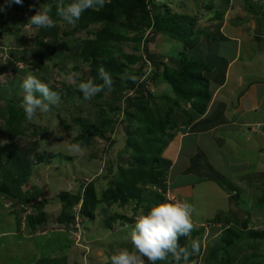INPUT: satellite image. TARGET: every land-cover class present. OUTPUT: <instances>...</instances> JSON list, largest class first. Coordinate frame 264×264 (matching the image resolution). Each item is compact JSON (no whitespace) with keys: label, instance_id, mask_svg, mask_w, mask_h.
Instances as JSON below:
<instances>
[{"label":"rangeland","instance_id":"1","mask_svg":"<svg viewBox=\"0 0 264 264\" xmlns=\"http://www.w3.org/2000/svg\"><path fill=\"white\" fill-rule=\"evenodd\" d=\"M156 1L163 10L166 5H170L174 11L187 12L191 16H195L194 0ZM42 2V0H29L28 7L18 10L9 7L5 15L10 16L11 19L6 26L4 23L7 21V16L0 17L2 33L0 87H9V82L14 80L15 83L21 84L18 80L24 79L31 72L38 78L41 75L47 76L61 97L60 102L52 107L50 113L37 114L38 123L29 122L23 109L20 105L17 106L22 112L16 123L21 131L14 136L11 135L14 130L7 128L6 121L0 115V166H2L0 168V264H104L108 261L110 254L113 255L117 249L123 247L120 245L122 241H130V231L134 225L132 222H127V225L122 227L119 219L115 221L114 227L109 228L107 216L117 212L131 215L132 205L136 202L130 201L124 207H120L118 204L108 205L103 202L95 210L96 217L86 226L80 222L81 202H78L74 207L77 221L74 225L67 227L57 219L63 207L59 193L62 191L77 193L85 183L95 180L96 191L101 197L110 183H116L119 180L116 179V175L120 169H127L131 164H137L139 156L148 161L155 157V154L149 153L135 154V150L140 148V134L146 133L148 138V128L146 123L137 118V115L127 117L124 113V107L129 104H131L130 110L134 112L137 102L133 97L138 96L141 82L146 76H150L153 67L148 62L130 63L125 74L134 76V81L121 79L125 74L117 75L116 79L113 78L112 91L105 89L92 98L85 99L77 87L78 83L89 78L96 80V75L89 76L91 65L88 62L68 60L64 65L60 63L57 68L54 63L58 61V58L45 59V64L49 66L48 74L33 66L32 50L36 45V35L39 30L29 28L27 19L34 15L42 4L45 5ZM49 4L51 5L52 2L47 5ZM215 9L223 10L221 6ZM202 11L207 12L205 9ZM211 11L215 12V10ZM263 11L264 0H230L221 30L229 40L232 38L239 43V46L240 40L243 39L241 45V51H243L241 58L238 59L239 62L233 58L230 62L231 66L228 70L230 78H228L232 81H228L224 89H219L216 92L217 101L223 94L231 102V105L238 104L239 97L251 81L259 82L260 103L257 109H253L257 111L247 110L248 108L242 111L241 107L238 109V106H232L231 112L241 111L234 118L241 120L242 123L245 121L247 124L238 126L233 124L228 128V135L230 137L233 135L231 137L233 142L230 143L227 137L225 140L226 146H232L228 156H222L221 152L213 154L214 160L211 158L212 155L203 156L205 160L212 163L213 167L208 163H201V166L196 167V170L188 172V178H191L195 190L191 193V190H182L180 186L177 188L179 190L165 195L166 199L171 200L178 198L175 196L176 194L184 197L196 208L193 220L203 222L208 219L209 221V223L208 221L204 222L207 225L202 239V253L198 260L193 261L192 264L216 263V260L207 262L209 254L212 253V242L220 234L226 221L230 220L233 223L230 225L231 228L235 226V233L240 231L242 234L234 246L226 248L224 254L219 255V258L223 259L217 260V262L227 264L224 259L234 255L237 257L236 262L239 261L241 264H264V237L256 239V235H253V232L264 233V210L262 209L264 207V79L257 80V78L264 77V51L260 49L261 41L255 37L259 27L262 28L264 35ZM212 15L213 13H206L197 18L195 30L200 38L204 35V29L214 30L217 27L215 25L219 19L209 20L208 17ZM101 25L102 23H96L92 27L97 28ZM148 30L144 34L139 33L142 37L139 49L134 50L133 46L137 44V41L133 40V32L127 34V40L105 41L102 46L109 48V54L115 56L114 58L128 62L124 55L142 52ZM32 31H35L34 36H29L26 33ZM77 35L88 39L96 37L95 33L87 34V29H81ZM214 42L215 54L218 52L227 58L235 55L237 44L225 40L219 41L217 45V40ZM262 45L264 46V40ZM152 49L175 58L179 45L160 33L156 36ZM27 59L30 63L27 62ZM38 60L40 61V59ZM141 65H144V75L137 74ZM173 67L176 65L174 64ZM238 71L245 75L244 83L240 87H236L238 82H241V80L235 79ZM231 76H233L232 79ZM8 89L7 93L1 92L0 108L7 109L11 104L9 101L12 89ZM147 89L151 91L152 97L156 100L168 98L175 101L177 99L173 87L162 79L158 82L150 80ZM232 91L233 96L228 98L226 93ZM23 95V89H19L18 96L23 98ZM228 100L223 101L229 104ZM150 102L152 103L153 100L151 99ZM243 103L245 105L246 101ZM179 105L182 109L191 108L189 102L184 100H181ZM118 108H121V111L115 112ZM175 109L176 107H174ZM191 112L192 110L189 111V113ZM172 118L176 119L177 125L174 128H169V133H174L176 136L184 131L186 126L180 118L174 116ZM230 120L232 121V117ZM253 127H255L254 131ZM85 131H89L87 139L82 136ZM30 142H38V145L27 158V164L29 163L31 168L30 175L25 177L21 190L27 192L31 188L37 187L41 194L36 200L23 206L13 194L10 195L6 192L9 191L8 189L14 191L11 177H19V168L17 166L9 167L6 157L2 154L9 144L22 148L28 146ZM80 142H82L81 146L85 149L86 154L72 155L66 151L67 145ZM188 142L190 143V141ZM222 142L220 143L222 144ZM166 146L161 149L163 158ZM216 154L218 158H215ZM35 155H39L41 159L38 157L39 161H37ZM187 156V152L181 156L177 167L179 171L186 167ZM191 166L192 164L188 168ZM214 170L223 175L226 184L230 186L235 184L236 188L231 189L220 185L215 180H208V177L214 175ZM200 172L208 177L202 178ZM197 176L200 180L194 179ZM243 177L245 178L242 180ZM174 184L176 183L168 180L169 186L172 187ZM3 185H7L8 189ZM192 185L188 184L187 186L191 187ZM148 187L155 190L153 186L149 185ZM156 190L161 192L158 188ZM43 199L46 203L40 208ZM40 210L46 213L47 218L35 229H32L28 217L37 214ZM138 215L140 214L134 215V220ZM218 215L223 218L220 222L216 217ZM224 218L226 219L224 220ZM250 234L252 235L250 236Z\"/></svg>","mask_w":264,"mask_h":264},{"label":"trees","instance_id":"2","mask_svg":"<svg viewBox=\"0 0 264 264\" xmlns=\"http://www.w3.org/2000/svg\"><path fill=\"white\" fill-rule=\"evenodd\" d=\"M42 1L45 5L52 2L50 15L55 21L56 26L47 29L41 28L36 35V45L32 50V59L33 66L35 68L38 67L40 71H44L46 74L49 73V66L45 64V59L52 60L58 58V61L54 63L57 68L60 63L64 65L65 61L68 60H83L91 65V69L88 72L89 76L96 75V81L100 82L98 68L101 65L112 74L114 79L117 78V75L121 76V74H125L130 63L137 61L148 62L153 67L150 76H146L141 82V88L138 89V96L133 97L137 102L134 107L135 113L130 110L131 104L124 107V113L127 117L137 115V118L141 122L146 123L148 128V138L146 137V133L140 134V148H137V151L135 150V154L144 155L149 153L155 154V157L148 161L144 157L139 156L137 164H131L127 169H120L116 175V179L119 180L116 183H110L101 197L96 191L95 180H90L85 183L79 188L77 193H70L69 191L59 193L63 207L57 219L58 222L64 223L67 227L74 225L77 221L74 207L78 202H81L79 210V216H81L80 222L83 226H86L96 217L95 210L101 203L106 202L108 205L118 204V206L124 207L128 202L135 201L136 203L132 205L131 209L133 210L132 216L117 212L116 214L108 215L106 219L109 228L114 227L115 221L119 219L122 227L127 225V222L134 224L135 214L146 212L153 205L165 201V195L170 191L168 180L173 176V163L170 159L161 157V149L174 137V133H169V128H174L177 125L176 119L172 118V116L180 118L181 122L186 127L190 126L192 131L206 130L216 125L208 120H202L201 117L205 114L213 96V90L210 85L211 81L214 80L222 85L225 82L228 65L230 64V59L224 54L222 55L218 52L215 54L214 51L216 49L214 48L216 46L213 47L214 40H217L216 45L221 40L229 41L226 34L221 30V27L224 22L225 11L230 5V0H216L219 3L214 2V0H194L193 9L195 16H191L187 12L181 13L174 11L170 5H166L163 10L156 0H110L100 10L88 9L85 11L74 27L62 21L57 15L55 6L58 0ZM4 4L5 0H0V5ZM218 5L221 6L222 11L215 9L216 7L219 8ZM28 6L29 0H24L22 6L13 4L11 8L18 10ZM8 8L0 12V17H4ZM204 9L207 12H203L202 10ZM211 10H215V12ZM206 13H213L211 17H208L209 20H219L214 30L204 29L205 31H203L200 29L204 33L203 37L200 38L197 30H195V25L199 15ZM6 19L7 21L4 23V26L8 24L11 17L7 16ZM96 23H102V25L97 28L92 27ZM81 29H87V34L95 33L96 37L94 39L79 37L77 34ZM147 29L149 30L144 40L142 52L139 54L126 53L124 55L129 63L114 58L115 56L109 54V48L102 46V43L105 41L127 40V34L133 32V40L137 41V44L133 46L134 50L136 48L139 49V44L142 43V37L139 33L144 34ZM259 32L260 34L258 35L256 33L255 37L263 41L264 35L261 27H259ZM160 33L169 37L179 45V50L175 58L169 54L159 53L152 49V44L156 40V36ZM1 34L0 31V43L2 38ZM218 35L219 37H217ZM45 39L48 42H45ZM210 49L212 50L210 51ZM27 62L30 63L28 59ZM174 64L176 67H173ZM137 74H145L144 65H141ZM39 78L43 82L48 83L53 91H57V88L53 83L51 84L47 76L41 75ZM160 79L173 87L177 95L175 101L168 98L156 100L152 97L151 91L147 89V84L150 80L158 82ZM18 81L22 84L23 79ZM21 84L11 81L9 82V87H0V100L2 99L1 92L5 91L7 93L9 91L8 88L10 90L12 89L11 99L9 101V103L11 102L10 105H12L11 108L10 105L7 109L0 108V115L6 121L7 128L14 130L12 131V136L21 131L16 125L19 117L22 115L20 107L17 108L22 102V98L18 96L19 89H22ZM151 99L153 100L152 103L150 102ZM181 100L189 102L191 108L182 109L179 105ZM174 107H176L175 110ZM191 110L192 112L189 113ZM116 111H121V108L116 109ZM212 120L219 121L220 119L214 118ZM82 136L84 139H87L89 131H85ZM37 145L38 142H30L28 146L19 148L17 145L9 144L5 147L4 153L2 154V156L6 157L10 165L9 167L13 168L17 166L19 168V177H11L13 183L11 185L14 191L12 192V190L8 189L7 185L3 186L9 190L6 192L10 195L13 194L21 205L31 203L41 194V191L37 187L31 188L27 192L21 190L22 182L26 176L30 175L29 171L31 168L30 164H27V158L37 148ZM35 157L39 161V155H35ZM39 158L41 159V157ZM197 161L193 160V169L199 167ZM191 170H187V172ZM15 173L17 172L15 171ZM213 174L211 178L220 183V185L224 187H236L235 184L233 186L226 184L223 180V175L216 170H214ZM149 185L153 186L155 190L149 188ZM156 188L160 189L161 192L156 190ZM45 203L46 201L43 199L40 203V208ZM259 205L261 206L262 204ZM262 209L264 210V207ZM45 214L43 210H40L37 214L28 217L32 229H35L46 220L45 218L47 217ZM216 217L219 221H215L218 222L223 219L219 215ZM194 223L196 224L195 221ZM231 223V220L226 221L220 234L214 238L211 248L212 253L209 254L210 256L207 262L216 260V263H213L219 264L217 260L223 259L219 258V255H223L226 248L234 246L238 242V239H240L242 233L240 231L235 233V226L231 228ZM244 223H246V220H244ZM18 225H20L19 222ZM243 228L245 229V227ZM204 232L205 226L199 223L196 224L195 231L189 237H181L180 239L182 246L190 245L193 239L198 240L200 243L199 253L194 254L190 258L191 264L193 261L198 260L202 253ZM253 235H256V239L264 237L263 232H253ZM120 245L129 249L132 248L130 241H122ZM110 258L111 254L108 261L104 264H111ZM236 259L237 257L234 255L231 258L227 256L224 262L227 264H232L233 262L241 264L239 261L236 262ZM169 263L174 264L171 258L168 261L158 262V264Z\"/></svg>","mask_w":264,"mask_h":264},{"label":"clouds","instance_id":"3","mask_svg":"<svg viewBox=\"0 0 264 264\" xmlns=\"http://www.w3.org/2000/svg\"><path fill=\"white\" fill-rule=\"evenodd\" d=\"M23 2L24 0H5V4L0 5V12L13 4L22 6ZM108 2L110 0H58L55 7L62 21L74 27L85 11L100 10ZM51 11L52 5L42 4L29 18L28 27L35 30L55 27V21L50 15ZM26 33L29 36L35 35V31ZM256 33L259 32L256 31ZM98 77L100 82L89 78L78 83L77 87L85 99H90L105 89L112 91L113 76L103 65L98 68ZM121 79L134 81L135 77L125 74ZM21 87L24 95L20 107L29 122L38 123V113L48 114L52 111V107L60 102V93L53 91L48 83L43 82L31 72L25 76ZM81 144L82 142L71 143L67 145L66 151L72 155H84L86 151ZM183 200L184 198L179 197L172 200L166 199L138 215L130 231L132 248L117 249L111 255V264H158L161 261H168L169 258L174 264H181V262L191 264L190 258L199 253L200 243L193 239L190 245L182 246L180 239L189 237L195 231L196 224L206 226L204 222L208 219L203 222L193 220L196 208L194 204Z\"/></svg>","mask_w":264,"mask_h":264},{"label":"crops","instance_id":"4","mask_svg":"<svg viewBox=\"0 0 264 264\" xmlns=\"http://www.w3.org/2000/svg\"><path fill=\"white\" fill-rule=\"evenodd\" d=\"M229 40V39H228ZM242 41L243 39L240 40V46L239 43L235 42L234 39L230 38V40L228 42H233V44H237L236 45V53L233 57H229L230 62L233 59H239L242 56V51H241V45H242ZM261 45V50L264 51V46L262 45V41L260 43ZM240 53V54H239ZM239 62V60H238ZM230 64L228 65V69H227V73H226V78H225V82L220 85L218 84V82L212 80L211 81V89L214 90L212 99L210 101V104L205 112V114L201 117L202 120H208L210 122L215 123L216 125H214L213 127H211L210 129H206V130H202V131H192V129H190V126L186 127V129L184 131H182L179 135H174L172 141L169 142V144L166 146V150L164 152V156L165 158H168L172 161L173 165H172V169L173 170V176L170 179V182H174L176 184H174V186H169L170 191L169 192H174L175 190H179L177 189L178 187L182 188V190H191V193L195 190V185H192L191 182V178H188V172L187 170H196L197 168L193 169L191 166V169L188 168L189 165L192 164V160H198L197 163L199 166H201V163H208L209 166H212V163L209 160H205L203 156H207V155H212L211 158L213 159V154H215V152H221L222 156H228L230 150L232 149V146H226V137L227 139H229L230 143L233 142L230 135H228L229 132L228 128L230 126L234 125H241V124H247L245 121H243V123L241 122V120L235 119V115L239 112H241L240 110H237V113L231 112L232 111V106H238L241 107V110L243 111L245 108H248L247 110H252V111H257V110H253V109H257L260 103V95H259V90H258V84L259 82H253L251 81V83L249 84V86L244 90V92L241 94V97H239V103L238 104H233L231 105V102L225 98V96L220 95V97L218 98V101L216 100V92L219 91V89H224L227 84L228 81H232L229 80V73L228 70L230 68ZM236 73V72H235ZM229 77V78H228ZM233 76H231L232 79ZM244 77L245 75H243V73L241 74L238 71V74L235 76V79H239L241 80V82H238V85H236V87H240L243 83H244ZM252 78V77H251ZM235 82V81H233ZM236 83V82H235ZM219 86V87H218ZM231 93V94H229ZM233 91L232 92H227L226 96L232 97L233 96ZM244 99V100H243ZM223 100H228L229 104ZM243 101H246V104L244 105ZM240 115V114H239ZM222 117V119H221ZM224 117V118H223ZM232 117V121L230 120ZM216 119L219 118V121H213L212 119ZM239 123H238V121ZM235 129V127H233ZM251 129V127H250ZM255 130V127H253V131ZM229 131H231L229 129ZM190 141V143L188 142ZM223 141V142H222ZM222 142V144L220 143ZM182 152V153H181ZM184 152H187L188 156H187V163H186V167L180 169V171L178 170V165L181 159V156L183 155ZM202 155V157H201ZM220 155V156H221ZM218 155H215V158ZM214 160V159H213ZM212 160V161H213ZM220 163L222 162L219 161ZM193 165V164H192ZM239 172H241V170H239ZM243 173V172H242ZM200 176H203L202 178H207L208 176L206 174H204L203 172L199 173ZM245 177L242 178V180ZM194 179L196 180H200L197 177H195ZM208 180H213L211 177H208ZM190 184L192 185L191 187H188L187 185ZM176 186V187H175ZM228 188H233V187H229ZM236 188V187H234ZM230 190V189H229ZM185 192V191H184ZM230 192V191H229ZM230 195V194H229ZM179 198H184L181 196H178L177 194L175 195ZM185 199V198H184Z\"/></svg>","mask_w":264,"mask_h":264},{"label":"water","instance_id":"5","mask_svg":"<svg viewBox=\"0 0 264 264\" xmlns=\"http://www.w3.org/2000/svg\"><path fill=\"white\" fill-rule=\"evenodd\" d=\"M257 32H259V30H257ZM259 79H264V77H261V78H257V80H259Z\"/></svg>","mask_w":264,"mask_h":264}]
</instances>
